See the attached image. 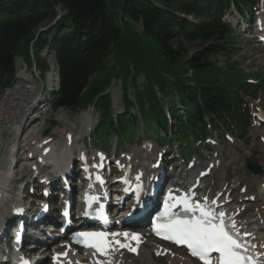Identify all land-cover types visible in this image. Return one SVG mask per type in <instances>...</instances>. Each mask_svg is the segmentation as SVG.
<instances>
[{"label":"trees","instance_id":"1","mask_svg":"<svg viewBox=\"0 0 264 264\" xmlns=\"http://www.w3.org/2000/svg\"><path fill=\"white\" fill-rule=\"evenodd\" d=\"M122 1L118 14L107 11L105 0H0V91L12 80L16 56L29 60L30 50L34 54L46 46L36 35L37 29L55 22L67 26L48 45L60 80L54 98L57 107H84L121 77L125 85L129 80L136 87L142 74L146 86L137 92V106L146 105L155 113L161 108L155 86L162 91L163 74L173 76L183 70L184 75L192 74L177 81L191 124L201 123L205 116L220 121L233 116L237 99L225 85L222 65L212 58L221 56L225 61L230 55L231 30L220 20L224 11L229 5L249 9L255 0ZM58 10L64 15L57 20ZM131 24L140 26L142 37L132 33ZM195 43L206 47L191 54L185 47ZM110 58L116 65L96 81L95 75L102 76ZM127 87L123 100L132 109ZM96 106L110 110L108 95L100 96Z\"/></svg>","mask_w":264,"mask_h":264},{"label":"rangeland","instance_id":"2","mask_svg":"<svg viewBox=\"0 0 264 264\" xmlns=\"http://www.w3.org/2000/svg\"><path fill=\"white\" fill-rule=\"evenodd\" d=\"M105 2H106V6H107V11L109 13H111V12H116L118 14L121 13V7L123 5L122 0H105ZM225 18H226V21H228L237 32L236 35L231 39L232 45H231V51L230 52L232 55H231V59H230V56H227L228 62L230 64H233V66H238L240 68V71L244 72L246 74V76H248L245 79V82L247 80H253L255 82V84H257L259 81L264 82V62H263V60H261V59L255 60L256 63H252V65L248 66V67L246 66V64L249 61H251L250 56L254 59L260 58L261 54L264 53V46L261 47V46L257 45L258 42H254L255 38H254V40H252L251 35L245 34V33H240V31H241L240 28L242 27V21H241V18L237 14L236 11L231 10V13L229 15H227ZM187 21L190 23L195 22L194 19H192V18H187ZM257 23H258V21H257ZM62 26H64V28L67 27V26L63 25V23L57 24L55 22L54 23L50 22L47 25H43V26L39 27L37 29V33H36V35L40 36L41 41H46V43H47L45 49L38 50V54H37V51H35V57L36 58L39 57L43 61V63L48 66L47 75H51L52 80H53V82L51 83V87L44 86V85L42 86V81L38 77V76H40L39 69L31 68L29 70H26L24 60L21 58L15 59V76H14L13 83L15 84V86H18L16 90L17 91L21 90L22 84L19 80H22V78L27 77L28 80L32 81V79H30V76H32L33 82H35L36 83L35 86H37V93L42 92V98H43L42 101L43 100L45 101V102H41V103H44V105H45L43 110L40 109L41 111L37 112V107L33 109V113H40V115H38V117H42V118L46 119V123L44 125H42V127L40 128V131H41L40 135L43 131L49 129V127L52 126V125L47 124L48 120L53 121L54 116H57L59 114V112H61V111H65V110H58V111L54 112L52 110V105L50 102L53 101L54 97H52V96L57 92L58 80H57V74H56V70H55L56 67H55L54 58L48 52L49 42H52L53 37H55V35L56 36L58 35L59 30ZM130 28H131V31L133 34L137 35L138 37H140V36L142 37L141 29H140L139 25L131 24ZM249 29H250V27L247 28V30H249ZM131 43H132V41H130L128 44H131ZM205 47L206 46L201 44V43H195L193 45H187L185 47V49L188 52H191V54H192L195 52L202 51L203 48H205ZM115 51L116 50L113 51V54L115 53ZM242 55L245 56V60L241 59ZM111 56H112V54H111ZM212 61H214V62L218 61L222 66H225L227 63L226 61H224V57H221V56L213 57ZM53 65H54V67H53ZM115 65H116V61L113 58H110V60L108 61V65L106 66L105 70L102 73V76L99 73H97L95 75L96 81H100L102 79V77L105 76L109 72V68L111 66H115ZM50 66H52L53 68H51ZM130 68H132V67H130ZM183 74H184V71L180 70L178 72V74L173 76L174 80L179 79L180 77L183 76ZM43 75H45V73ZM42 78H44V77H42ZM122 79H123V77H122ZM43 83H45V81ZM109 85H110L109 90H110V93L112 95V102H113L112 114L113 115H120L123 113V109H124L128 112V118L134 120L135 122H138L137 130L135 133V137H136L135 141H134V139L132 141L129 140L127 135H125V134L123 136L124 140H125L124 141L122 136H120V134H119L118 145H119L120 153L121 154H123V153L127 154L131 151H138L139 150V153L141 154V156H140L141 161L148 162V161H146L147 156L143 157L142 153L140 152V148H142V145L145 142H150L152 144V141H156V137L154 136V134L151 133V132H156V129H154L152 127V123L154 122V120L157 119L155 114H153L152 112H149L148 111L149 108L147 107L148 113H145V118H143L141 116V112H142L141 110H145V106H138L137 107L138 111L137 110L134 111V113L136 115L131 113L130 110L127 109L128 106L124 107L123 100L121 98L122 92H121V85H120L119 81L114 82V83L112 82ZM145 85H146V82H145L143 75H139L136 79L135 93L137 94L138 88H144ZM173 85H174V83L172 82L171 87L168 88V91L170 89L173 90ZM41 86L43 89H41ZM11 88H12V86H11ZM11 88L9 90H10V92H13V91H11ZM23 91L25 93L26 90H23ZM9 94H11V93H9ZM40 95H41V93H40ZM171 96H172L173 101L175 102L174 106L177 107V110H175V112L181 113V110H180L182 108L181 102L176 99L175 95L171 94ZM82 98H85V96H82ZM170 99H171L170 95H167V99H165L163 102L165 104L170 103V101L172 100V99L171 100ZM15 103H16V101L12 103V106H14ZM0 104H1V102H0ZM260 105H261L260 108H262V111L264 114V98H261ZM166 108H168V107L165 105L162 108L164 113L166 112V110H168ZM65 112H67V111H65ZM86 112H88V111H86ZM155 113L157 115V112H155ZM85 114H87L89 116L88 113H85ZM72 115H74V114H72ZM91 119H92V130H94L95 125H96L95 112H91ZM36 120H38V119L32 118V120H31L34 122V125H30V123L25 125V130L27 132L24 130L22 131V130L18 129V126L20 124L18 125L17 122L20 123L19 119L16 121L12 118V119H9V121L7 120L5 123L2 122V123H4L3 127H6L5 128L6 134H5V136L2 137L0 144H6L7 143L6 138L8 136H9L8 137L9 140H11V139L15 140L16 138L19 137V134H22L24 132H26V134H29V132H31V131H33V129H35V128H33L34 126L37 127L39 125L38 122H36ZM81 121L85 122L83 120V116L81 118ZM11 123H13V124H11ZM146 124H147V126H146ZM170 124L172 125V122H170ZM9 125H11V126H9ZM7 126H8V128L12 127V129L10 131V135H9ZM220 127H225V126L221 125ZM58 128H59V125H58ZM89 128H90V125H89ZM83 129L85 132L88 131V129L86 127H83ZM59 130L63 134L64 128H60ZM17 131H19L18 136L16 138H12V135L14 133H17ZM73 131H74L73 135H76L78 138L82 135V132H79V129L77 127V122L75 120H73ZM58 132L59 131L57 130V128H52V130H50V134H58ZM109 134H112V132H109ZM223 134H224V132H221V134L212 135V137H211V138H213V140H216L219 142V146L217 148H215L216 149L215 152L218 154L219 162H221V164H222L220 174H225L226 171H230V172L232 171L234 173V175L236 176V178H239L240 180H242V184L240 185L238 190L235 192V194L240 193V191H243L245 189L246 195H251L256 191L257 187L261 185L262 179H261V177L257 178V177L249 175L246 172L245 168H243V169L240 168V165H241L242 160L244 159L243 153L246 151L247 152L251 151L252 156L259 158L260 160L262 159L261 155L263 153L262 152L263 149H261L262 146L259 142V138L261 135H264V128L255 129L253 127V125L251 124V126L248 130V133L246 134V136H243V138H241L240 136H236L235 134L228 133L230 135L231 140H232L231 142L225 141ZM25 135L22 136L23 140L22 139L17 140L18 141L17 147H22V145L26 146L27 142L29 143V141L31 140L32 137L26 139V138H24ZM35 135H36L35 138L38 137L37 133H35ZM84 135H85V143H87L88 142L87 134H84ZM161 135L164 136L166 139L168 138L166 135H163V134H161ZM104 137H105L104 135L101 136V139L103 140ZM25 140H26V142H25ZM34 140H37V138L33 139L31 141H34ZM56 140L63 141V136L58 134V138ZM91 141H92V145H87L88 150H90V151H94L95 149L104 150L100 147V144L97 142L96 137H92ZM20 142H22V143L20 144ZM109 142L113 146L115 141H114V139L111 138L109 140ZM185 142L187 143V147L182 149V152L186 153L187 155H191V150H189L190 141L185 140ZM170 145H171V147H175V146H181L182 148L184 147V145L181 144L179 141H177V139L173 138V136H170ZM2 147H3V151L7 150V152H3V156H4L6 153H8L9 143H8V145H4ZM234 149H236L237 153L234 151ZM202 150H203V148H199L197 153L199 151H202ZM108 153L112 154L113 151L110 150V151H108ZM130 154H134V152H131ZM229 154H235V157L233 160L234 163L232 165H230L229 168H226L225 164L227 162V157ZM117 158H119V156ZM259 159H258V161H259ZM167 160H169V159H166L165 161H167ZM263 164L264 163L262 161V165ZM20 173H23V171L21 170L19 172V174ZM216 173H218V171ZM25 178L27 180H29V178L27 176ZM229 178L230 177H227V179H229ZM254 178L257 179V182L255 181ZM216 179H217V177H216ZM208 183H209V181L207 182V184ZM11 184H10V186H11ZM12 185L14 187V183ZM235 186H237V185H235ZM241 186H245V187L248 186V187L245 188V187H241ZM19 187H21V186H19ZM8 197L11 198L12 196L10 195ZM12 198L13 199H11V203L15 202V200H14L15 196ZM256 205H258V203L250 205V207H249L250 211H252ZM4 212H5V209L1 213H4ZM148 244H149V242H147V245ZM148 248L149 247H145V248L143 247V249H145V251H147ZM138 258L137 259H126V261H127V263H130V264H143L141 262V260ZM146 262H145V264H170V263H168L166 258H163V257L156 258L155 256L154 257L152 256V259L150 261L147 260Z\"/></svg>","mask_w":264,"mask_h":264},{"label":"bare ground","instance_id":"3","mask_svg":"<svg viewBox=\"0 0 264 264\" xmlns=\"http://www.w3.org/2000/svg\"><path fill=\"white\" fill-rule=\"evenodd\" d=\"M262 16H263L262 24L264 26V14L263 13H262ZM260 22H261V20H258V23H260ZM258 23H257V25H258ZM250 58H251V61H249L246 64L247 67L251 66L252 63H256L255 60H258V59H261L264 62V53L261 54L260 58L254 59L251 56H250ZM241 59L245 60V56L242 55ZM51 68H53V67L51 66ZM19 81L22 84L21 90H19V91L14 90L11 94H8L7 96H5L4 98H2L0 100V102H1V104H0V137H2V135L5 132V127H3L4 123L7 120L9 121V119L13 118L16 121L19 119V121H20L19 124L20 125L18 126V129H20L22 131L23 130L26 131L25 130V125L26 124L30 123V125H34V122L31 121L32 117H33V115H32L33 114V109L36 108L34 106L35 102L33 103V100L38 99L40 94L36 92V86H35L34 82L31 81V80H28L27 77L26 78H22V80H19ZM51 83H52V76L51 75H47L45 83L42 82V86L44 85V86H49L50 87ZM41 89H42V87H41ZM23 90H26L25 93H24ZM15 101H16L15 105L12 106V103L15 102ZM83 120L85 122H82V126L86 127L89 130L90 119H89V116L87 114H85V113L83 115ZM2 122H4V123H2ZM39 127H40V125H38L37 127L34 126L33 128H35V129L32 128L33 131L29 132V134H26V132H27L26 131V132H24L22 134H19V137L16 138L15 140L12 139L14 141V145L18 146L17 145V143H18L17 140H21L23 134L24 135L26 134L25 137H24L26 139L31 138V137H32L31 140L36 139L37 137L35 138V136H36L35 133L38 134V132H36V131L39 129ZM68 132L71 133L70 131H67V132L64 133L63 136H65V134L68 133ZM17 133H19V131H17ZM31 140L29 141V143L27 142L26 146H29L30 142H33ZM77 140L78 139L74 136V144H76V145H77ZM42 141L43 140L41 139L37 143H41ZM25 142H26V140H25ZM21 143L22 142H20V144ZM3 152H7V150L3 151V147L0 146V158L2 159L1 171H0V182L3 180V175H4V172H5L6 166H7V159H8V153H6L3 156ZM140 152H141V150H140ZM262 152H264V150ZM141 153H142L143 157L147 156V158H146L147 160L146 161L149 162L150 161V157L153 156V158H154L158 153H160V151L156 150L155 146H153V150H152L151 153H146L145 151H143ZM138 155L141 156L139 151L134 152V154H129V156L132 157V161L134 163L137 160L136 156H138ZM144 165H145V161H141V166H144ZM216 175H217L216 176L217 179H216V183H214V186L211 185V181H209L208 184L207 183L205 184V186H206L205 191L206 190H212L213 193L221 191V186H223L222 183L226 179L224 177H219L218 173H216ZM13 181H14V179L11 177L9 182H8V185H7L8 188H9L10 184ZM239 182H240L239 179H234L233 182L231 183L233 186H229L230 187L229 190L231 191L229 202H230L231 205L226 207V209H233L235 206H238L237 204L242 203V201H240L241 199L239 200V198L243 199V197H251V195H243L241 197H239V195H238V196L233 197V195H235L234 192L239 187V186H234V185H238ZM259 188H260V186H259ZM205 191H204L203 194H205ZM256 195L257 196L258 195H262V191L259 190ZM258 198H260V197H258ZM7 200H9V199L7 198L6 195H4L3 198L0 200V214H2L1 212L4 211V209H5L4 208V203ZM80 200H81V198H80ZM80 200H78V201L76 200V203L80 202ZM257 200H258V205L255 207V211L254 210L250 211V209L248 207H246V205H245L246 213L242 214L241 219L239 220L240 221L239 226H241L242 229L250 228V231H254V230H256L258 228V233L257 234L259 236L257 234H255V235L251 234L252 235V243L257 248L258 253H259V259L257 261V264H264V199L260 198V199H257ZM220 203H221V200L218 201V204H220ZM20 205L21 204H17L16 206L19 207ZM249 213H253V214L252 215H248ZM11 221H12L11 217L7 219L8 224H10ZM51 230L52 229H48V231H51ZM58 233H59V231H58ZM146 233H148V229H147V231L142 233L143 238H142L141 241H144V237H145ZM113 239H115V240L119 239L120 242L124 243V244H127V243L130 242V240H125V239H123L121 237H114L113 238L111 236L110 240H113ZM53 244L54 243H47V244H44L42 246L45 247L47 250H49L50 247ZM144 244H145V242L142 243V245L139 246L140 251H139V254L137 255L139 257V258L138 257L137 258L140 259L143 264H145V262L147 260L150 261L152 259V256H154L155 254H156V256L165 257L166 260L168 261V263H170V264H197L195 261H193V260H191V259H189L187 257H184L182 250H178V249H175V248H169L167 251H165V248H164V250H160L159 247H153L152 251H145V249H143ZM131 245L134 246V242L133 241H131ZM62 247L65 249V252H63V253H67V255H68V258H67L66 261L61 260L59 258V253L54 252L55 250H60ZM111 248L114 249V250L108 251L104 256L96 255L92 251L85 250V249L80 250L82 253L78 254L74 250H67L66 244L64 243L63 245H56V248H54L55 250L53 252H51L50 260L53 259L54 264H69V262H71V264H97V262H99V264H127L126 261L123 260L122 255L117 253V251L120 248L118 246H112ZM157 253H161V254L157 255ZM53 255H54V258H53Z\"/></svg>","mask_w":264,"mask_h":264},{"label":"snow or ice","instance_id":"4","mask_svg":"<svg viewBox=\"0 0 264 264\" xmlns=\"http://www.w3.org/2000/svg\"><path fill=\"white\" fill-rule=\"evenodd\" d=\"M216 201L211 204L215 205ZM186 213L199 212L198 216L191 218H171L165 223H157L154 232L163 240L186 247L189 254L202 261V264H212L213 254L218 256V264H245L251 262L253 257L243 255L248 252L249 246L243 242V238L236 230V223L229 218L225 219V214H217L214 209L209 210L207 198L205 204L185 207ZM163 219V218H162ZM112 237L123 236L129 243L123 244L119 240L109 241V237L104 232L79 233L74 238L77 244H83L86 248H92L96 253L104 256L111 248V243H115L119 248H127L129 251L137 252L141 237L128 233H112ZM131 241H135L137 247H132ZM161 253H157L160 255ZM65 257L67 253L64 254ZM71 264V262H69ZM99 264V262H97Z\"/></svg>","mask_w":264,"mask_h":264},{"label":"water","instance_id":"5","mask_svg":"<svg viewBox=\"0 0 264 264\" xmlns=\"http://www.w3.org/2000/svg\"><path fill=\"white\" fill-rule=\"evenodd\" d=\"M0 164H1V159H0ZM247 167L250 171H252L254 174H260L261 169L255 165V162L253 160H248L247 161ZM1 169V166H0Z\"/></svg>","mask_w":264,"mask_h":264}]
</instances>
